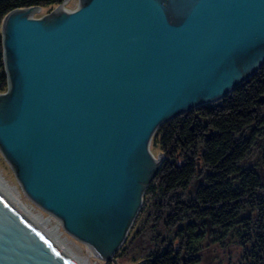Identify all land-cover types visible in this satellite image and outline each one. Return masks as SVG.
<instances>
[{
    "label": "water",
    "instance_id": "water-1",
    "mask_svg": "<svg viewBox=\"0 0 264 264\" xmlns=\"http://www.w3.org/2000/svg\"><path fill=\"white\" fill-rule=\"evenodd\" d=\"M7 12L0 155L24 195L116 264L164 122L264 65V0H60ZM264 102V97L259 99ZM0 264H72L0 194Z\"/></svg>",
    "mask_w": 264,
    "mask_h": 264
},
{
    "label": "trees",
    "instance_id": "trees-1",
    "mask_svg": "<svg viewBox=\"0 0 264 264\" xmlns=\"http://www.w3.org/2000/svg\"><path fill=\"white\" fill-rule=\"evenodd\" d=\"M59 1L0 0V25L14 9ZM262 95L264 65L221 100L164 122L163 163L117 261L137 250L138 264H200L229 250L234 264H264V143H250L264 130L248 128Z\"/></svg>",
    "mask_w": 264,
    "mask_h": 264
},
{
    "label": "rangeland",
    "instance_id": "rangeland-1",
    "mask_svg": "<svg viewBox=\"0 0 264 264\" xmlns=\"http://www.w3.org/2000/svg\"><path fill=\"white\" fill-rule=\"evenodd\" d=\"M56 6H57L56 4L47 5V6H39L40 9L34 17L39 18V17H42L44 15H47V14L51 13V11H53L56 8ZM262 97H264V95H262L260 98H262ZM222 98L218 99L217 101L221 100ZM213 102H215V101H213ZM210 103H212V102H210ZM201 105H204V104H201ZM201 105H198L197 107H199ZM259 110H260L259 114H262L264 112L263 107H261ZM253 113L252 114H253V118H254V116H255L254 110H253ZM259 118L260 117L253 119L252 120L253 122L251 121L252 122L250 124L251 126L248 127L251 130V132L256 127L255 124L263 123V121L260 122L259 120L256 123V120ZM258 129H259L258 133L260 134L261 131L263 132L264 127L261 125L260 128H258ZM252 137L250 140L251 141L250 143H254V145L252 147H255L256 145H258V143H264V133H263V137L262 136H257V137L252 136ZM162 158H163V156H162ZM0 175L7 182V184L10 185L11 193L13 195L19 193L21 195V200L26 204V207L28 209H30L32 213L41 214L42 216L50 219L49 223H46L45 225L41 226L40 229L44 230L48 236L54 237V232L51 230V227H52L51 225H57V223H59L58 220L56 218H54L53 216L49 215L48 212H45L44 210H42L40 207H38L36 204H34L30 199H28L24 195V193L22 192L18 182L16 181L13 169L11 168L9 163L1 155H0ZM59 228H60V233L58 232V234L55 235L56 238L54 237V244L61 251V253H63V252L66 253L65 255L67 257H70V259H74L75 256H78V257L82 258V260H86V262L84 261L85 264H114V262H112V261H105V260L99 259L95 255L91 254L87 245L76 240L75 238L70 236L68 233H66L64 231V229L62 228V226L60 225V223H59ZM251 244L253 246H255L254 242H251ZM255 248H256V246H255ZM136 251L134 250L132 254L131 253H128V254L125 253V256L119 258V261H117L115 258L116 264H138L139 262H136V261L132 262V259H136L139 256L138 252H136ZM231 251L234 252V250H231ZM237 254H238V256H241L244 253H241V254L237 253ZM215 255L217 256V259L212 258L215 256H211V257L207 256L204 258V261L200 264H219V263H221V264H231V263L234 264L232 259H235V257H236L229 250H227V251L219 250L218 253ZM243 258H244V256H243ZM248 262H250V261L247 260V258H246V263L248 264ZM77 263L79 264V260Z\"/></svg>",
    "mask_w": 264,
    "mask_h": 264
},
{
    "label": "bare ground",
    "instance_id": "bare-ground-1",
    "mask_svg": "<svg viewBox=\"0 0 264 264\" xmlns=\"http://www.w3.org/2000/svg\"><path fill=\"white\" fill-rule=\"evenodd\" d=\"M0 194L12 205V207L18 213H20L24 217V219L29 223V226H31L33 228V230L41 238H44L56 251H58L60 254H62L68 261H70L72 264H78L77 262L79 260V264H85L86 260H82V258H80L78 256H75L74 259H70V257H67L65 255L66 253H64V252L61 253V251L54 244L55 235H57L58 232L60 233L59 223L62 226V222L60 220H58L56 217H54L52 214L49 213V215L56 218L59 223H57V225H51L52 226L51 230L54 232V237L48 236L44 230L40 229V227L45 225L46 223H49L50 219L42 216L41 214L32 213L31 210L26 207V204L21 200V195L19 193L15 194V195H13L11 193L10 185L7 184V182L1 177V175H0ZM87 247H88L90 253L94 255L95 252H94L92 246L87 245Z\"/></svg>",
    "mask_w": 264,
    "mask_h": 264
},
{
    "label": "flooded vegetation",
    "instance_id": "flooded-vegetation-1",
    "mask_svg": "<svg viewBox=\"0 0 264 264\" xmlns=\"http://www.w3.org/2000/svg\"><path fill=\"white\" fill-rule=\"evenodd\" d=\"M261 107H263V109H264V102H260V101H259V109H260ZM259 109H258V111H256L255 109H253V110L255 111V116H254L253 119H256L257 117H260L259 119L256 120V123L258 122V120H259L260 122L263 121V123H261V124H255L257 128L255 127L254 129H257V130H259L258 128H260L261 125L264 127V112H263L262 114H259V111H260ZM263 130H264V129H263Z\"/></svg>",
    "mask_w": 264,
    "mask_h": 264
}]
</instances>
